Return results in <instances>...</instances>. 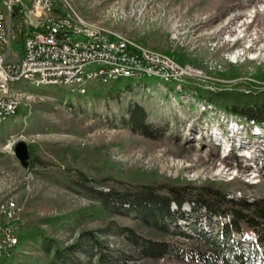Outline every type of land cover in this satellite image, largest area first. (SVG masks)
<instances>
[{
  "label": "rangeland",
  "instance_id": "rangeland-1",
  "mask_svg": "<svg viewBox=\"0 0 264 264\" xmlns=\"http://www.w3.org/2000/svg\"><path fill=\"white\" fill-rule=\"evenodd\" d=\"M56 4L81 18L89 30L103 31L138 53L146 50L174 59L182 67L200 71L201 76L182 82L181 91L177 83L154 77L133 80V95L108 104L79 98L62 86H34L26 80L13 83L14 90L23 95L19 113L0 123V198L15 202L16 227L34 219L49 237L68 245L77 242L83 232L101 233L111 217L89 211V199L39 177L36 172L46 169L30 167L31 157L23 167L14 146L6 147L10 137L31 145L33 155L51 161L53 167L64 168L56 154L66 152L74 164L93 173L103 168L141 171L197 184L239 179L256 183V187L235 189L233 195L264 196V131L252 137L247 125L241 134H233L223 119L229 114L219 108L200 112L184 90L189 82L194 94L202 90L264 91V0H56ZM14 43L12 50L20 53V44ZM177 55L184 58V64ZM112 82H90L86 90ZM129 98L144 104L150 120L168 122L177 138L149 141L114 128L107 117L117 115L118 120ZM234 156L241 163L236 171ZM198 225L209 231L207 223ZM101 238L111 246L120 242ZM247 243L252 244L254 259L264 256V246L250 239ZM17 244L9 264H49L39 239L18 240Z\"/></svg>",
  "mask_w": 264,
  "mask_h": 264
},
{
  "label": "trees",
  "instance_id": "trees-1",
  "mask_svg": "<svg viewBox=\"0 0 264 264\" xmlns=\"http://www.w3.org/2000/svg\"><path fill=\"white\" fill-rule=\"evenodd\" d=\"M10 18L11 44L18 42L21 53L25 35L34 28L24 26L16 7ZM176 59L184 64L181 55ZM188 84L184 90L189 94ZM134 86L132 79H118L108 85L89 86L84 94L76 95L102 100L105 104L120 103L123 95L135 93ZM195 98L213 104L226 114L264 125V91L246 94L236 90L216 93L202 90ZM149 116L144 104L129 98L118 120L117 115L107 120L114 128L126 129L149 141L177 138L168 122L152 121ZM28 149L30 167L46 169L36 172L39 177L89 199V211L111 217L101 233L83 232L77 242L68 245L49 237L34 219L17 227L14 224L19 241H41L49 264H264V256L258 260L251 256L252 244L244 245L250 239L257 246H264V196L233 195L235 189L254 188L256 183L232 179L197 184L158 173L116 172L109 168L93 173L74 164L66 152L56 154L58 162L64 165L61 168L33 155L31 145ZM233 159L240 169V158ZM200 222L207 223L209 231L199 226ZM101 237L116 238L119 245L111 246ZM219 237L223 238L221 242ZM17 246L2 254L0 264H9ZM160 260L165 262L159 263Z\"/></svg>",
  "mask_w": 264,
  "mask_h": 264
},
{
  "label": "built area",
  "instance_id": "built-area-1",
  "mask_svg": "<svg viewBox=\"0 0 264 264\" xmlns=\"http://www.w3.org/2000/svg\"><path fill=\"white\" fill-rule=\"evenodd\" d=\"M1 2L0 123L15 115L21 104L23 94L12 86L19 80H26L34 86H62L82 94L94 81L105 84L128 78L139 82L152 77L164 83H177L176 89L181 91L182 82L201 76L200 71L182 67L174 59L146 50L138 53L126 42L116 40L103 31L85 28L81 18L76 19L71 12L57 6L56 0ZM13 7L17 8L27 26L34 28L25 35L22 52L17 54L11 48L10 14ZM34 17L39 21L35 22ZM145 89L150 88L146 85ZM186 96L200 112H217L213 104L196 100L194 93H187ZM223 119L236 135L247 125L253 137L257 138L264 131V125L259 126L252 120L243 123L232 115L223 116ZM254 130L257 135L253 134ZM16 141L17 138L10 137L6 147L12 149ZM16 215L15 202L0 198V257L18 243L14 234Z\"/></svg>",
  "mask_w": 264,
  "mask_h": 264
},
{
  "label": "water",
  "instance_id": "water-1",
  "mask_svg": "<svg viewBox=\"0 0 264 264\" xmlns=\"http://www.w3.org/2000/svg\"><path fill=\"white\" fill-rule=\"evenodd\" d=\"M14 154L23 167L28 166L30 153H29L28 145L25 141L19 140L15 143Z\"/></svg>",
  "mask_w": 264,
  "mask_h": 264
}]
</instances>
